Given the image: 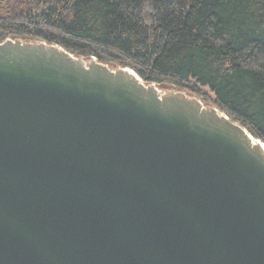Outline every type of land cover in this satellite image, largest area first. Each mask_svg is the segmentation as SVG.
<instances>
[{
	"label": "water",
	"instance_id": "1",
	"mask_svg": "<svg viewBox=\"0 0 264 264\" xmlns=\"http://www.w3.org/2000/svg\"><path fill=\"white\" fill-rule=\"evenodd\" d=\"M0 264H264V144L129 68L6 39Z\"/></svg>",
	"mask_w": 264,
	"mask_h": 264
},
{
	"label": "trees",
	"instance_id": "2",
	"mask_svg": "<svg viewBox=\"0 0 264 264\" xmlns=\"http://www.w3.org/2000/svg\"><path fill=\"white\" fill-rule=\"evenodd\" d=\"M6 39L129 68L213 104L264 144V0H0Z\"/></svg>",
	"mask_w": 264,
	"mask_h": 264
},
{
	"label": "rangeland",
	"instance_id": "3",
	"mask_svg": "<svg viewBox=\"0 0 264 264\" xmlns=\"http://www.w3.org/2000/svg\"><path fill=\"white\" fill-rule=\"evenodd\" d=\"M203 91L209 96V97H213L212 94L209 92V90L207 88H203ZM204 104V103H203ZM206 105H213V104H206Z\"/></svg>",
	"mask_w": 264,
	"mask_h": 264
}]
</instances>
